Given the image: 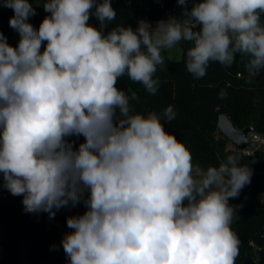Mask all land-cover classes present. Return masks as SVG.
<instances>
[{"label": "clouds", "instance_id": "9594fccd", "mask_svg": "<svg viewBox=\"0 0 264 264\" xmlns=\"http://www.w3.org/2000/svg\"><path fill=\"white\" fill-rule=\"evenodd\" d=\"M176 2L179 17L106 30L117 15L111 0H45L49 15L38 28L29 0H0L20 37L13 47L0 32V188L22 196L25 212L50 218L84 204L66 221L68 264H235L232 224L243 205L229 200L253 169L235 154L218 166L195 165L165 128L173 106L136 113L137 93L117 84L127 76L155 94L162 53L182 42L194 78L211 62L231 67L237 54L247 57L250 76L260 73L264 0ZM92 15L98 27L88 23ZM72 136L84 142L75 148Z\"/></svg>", "mask_w": 264, "mask_h": 264}, {"label": "trees", "instance_id": "16d2710c", "mask_svg": "<svg viewBox=\"0 0 264 264\" xmlns=\"http://www.w3.org/2000/svg\"><path fill=\"white\" fill-rule=\"evenodd\" d=\"M111 3L117 15L107 22L106 30L119 25L135 29L138 20L157 22L169 16L179 17L182 12L176 0H111ZM187 6L192 7L191 0ZM34 8L36 15L30 17L29 22L38 28L49 13L43 16L37 7ZM13 15L12 9L0 4V31L7 42L16 47L20 39L18 32L8 33ZM261 19L264 22V16ZM88 23L99 26L94 15ZM181 45V60L165 59L164 67H158L154 78L160 83L155 94L127 76L120 78L117 87L137 93L138 99L130 100L136 113H162L169 105L173 106L176 118L165 123V128L189 148L195 165L205 169L218 166L228 155L235 154L242 164L253 169L251 183L237 198L229 200L231 205H243L237 210L232 224L239 238L235 264H241L250 252V241L259 245L264 243V151L257 150L246 156L242 151L228 147L229 141L218 131L217 123L220 115L227 114L237 129L255 127V132L264 136V70L250 76L245 69L247 57L237 54L231 67L211 62L207 74L197 79L186 70L184 62L190 44L182 42ZM222 92L226 94L223 98ZM66 139L74 142L75 148L84 142L83 136ZM2 182L0 173V184ZM22 199V196H13L0 188V264H68L63 249L53 254V246L61 239L56 218H50L44 212H25Z\"/></svg>", "mask_w": 264, "mask_h": 264}, {"label": "rangeland", "instance_id": "374dc122", "mask_svg": "<svg viewBox=\"0 0 264 264\" xmlns=\"http://www.w3.org/2000/svg\"><path fill=\"white\" fill-rule=\"evenodd\" d=\"M29 2L33 3V6L37 7L43 16L46 14V12L44 11V8H43V3L45 2V0H29ZM150 23L153 25V27L156 24V22H150ZM14 32H15V30L9 26L8 33L12 34ZM12 37H14V36H12ZM162 54L165 56V59H169L171 61H179V60H181L182 55H183V47L181 44H179L175 48L168 50V51H165ZM228 147L231 148L233 146L230 143H228ZM85 211H86V208L82 202L80 204L76 205L75 207L69 205L68 207H64V208H61L60 210L56 211L55 218L58 222V228H59V232L61 235V239L57 243L55 248L53 249V254H55L58 251H60L61 249H63V246L61 244V240L64 237L65 233H68L69 231H73L72 229H69L67 227V223H66L67 218L71 217V216L82 215Z\"/></svg>", "mask_w": 264, "mask_h": 264}, {"label": "water", "instance_id": "95a60500", "mask_svg": "<svg viewBox=\"0 0 264 264\" xmlns=\"http://www.w3.org/2000/svg\"><path fill=\"white\" fill-rule=\"evenodd\" d=\"M217 129L234 148L240 151L245 150L250 145V141L247 139V135L251 132L256 131L255 127L237 129V127L227 114H222L219 116ZM242 264L253 263L249 259H246V261H244Z\"/></svg>", "mask_w": 264, "mask_h": 264}, {"label": "built area", "instance_id": "2783aa9c", "mask_svg": "<svg viewBox=\"0 0 264 264\" xmlns=\"http://www.w3.org/2000/svg\"><path fill=\"white\" fill-rule=\"evenodd\" d=\"M238 76L240 77V74ZM247 139L250 141V145L242 151L246 156L253 155L257 150L264 151L263 135L257 132H251L247 135ZM248 245L250 247V252L245 256L242 263L246 261V259H249L253 264H264V243L259 245L250 241Z\"/></svg>", "mask_w": 264, "mask_h": 264}]
</instances>
